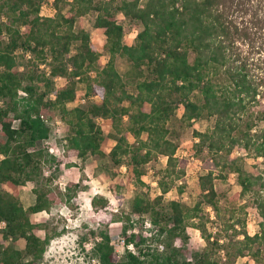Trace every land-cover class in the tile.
<instances>
[{
  "label": "trees",
  "instance_id": "obj_1",
  "mask_svg": "<svg viewBox=\"0 0 264 264\" xmlns=\"http://www.w3.org/2000/svg\"><path fill=\"white\" fill-rule=\"evenodd\" d=\"M41 3L0 0V130L5 135L0 138V184L8 187L0 190V231L4 238L22 243L0 244V264H39L50 238L62 230L50 229L32 214L49 211L59 200L70 203L81 188L79 180H67L60 189L54 177L62 163L75 165L90 154L109 156V188L116 197L128 182L144 184L148 161L166 157L157 169L160 192H136L123 216L122 257L107 228L122 214L105 213L106 225L80 237L83 247L92 239L89 254L99 264H231L245 255L259 262L264 251V172L248 170L244 155H232V150L238 146L246 154L264 156V104L258 106L256 97L264 74L254 75L255 67H264V0H70L66 10V0H54L51 15L40 13ZM90 11L95 12L93 25L105 34L102 49L85 28L75 25L77 17ZM118 12L141 24L132 43L123 41ZM19 47L29 53L22 69L17 63ZM102 50L108 54L103 64ZM118 54L130 62L125 76L116 65ZM45 60L49 72L38 66ZM55 76H62L59 86L54 85ZM78 81L84 83L86 96L97 99L69 106ZM178 104L187 124L214 115L212 126L193 130L194 154L205 171L198 176L199 192L192 205L178 198L163 200L184 177L187 163L175 154L178 143L168 125ZM55 112L66 125L59 156L47 153L44 146ZM99 116L114 129L115 142L107 153ZM46 168L49 173H44ZM230 172L236 173L240 195L254 194L259 230L252 234L244 220L237 228L238 219L232 220L234 210L229 208L221 228L232 234L219 235L204 211L210 205L219 215L214 179H225ZM27 181L37 183L32 186L33 202L24 206L18 187ZM184 185L182 181L177 189L182 191ZM107 202L100 193L91 197L96 210ZM131 213L138 214L137 232H126L134 224ZM145 214L151 222L148 229L142 227ZM192 228L199 229L205 244L189 259L182 253ZM152 240L162 241L163 247ZM220 249L223 260L217 255Z\"/></svg>",
  "mask_w": 264,
  "mask_h": 264
},
{
  "label": "rangeland",
  "instance_id": "obj_2",
  "mask_svg": "<svg viewBox=\"0 0 264 264\" xmlns=\"http://www.w3.org/2000/svg\"><path fill=\"white\" fill-rule=\"evenodd\" d=\"M66 1L67 4L64 5V10L68 8V2L70 0ZM54 11V0H42L40 13L43 15L50 13L53 14ZM94 16L95 12H87L84 15L77 17L75 25L76 27L85 28L89 32L91 41L94 45L102 49L105 34L102 28L93 25ZM116 19L122 23L124 28L123 41L125 43L134 42L136 33L141 28L140 22L125 16L121 12L116 14ZM72 51H74V49H72ZM16 53L18 67L19 69H22L29 53L28 51L25 53L21 47L16 50ZM107 57L108 54L102 50L100 62H105ZM47 60H50L49 55ZM47 60L39 62L38 66L40 68H45L46 65H48L46 62ZM42 63L44 65H42ZM116 65L119 72L125 76V71L129 68L130 62L125 56L118 54L116 56ZM260 74H264V67H255L254 75L256 77L259 75L260 77ZM61 82L62 76H56V79H54V85L59 86ZM259 88V93L256 96L260 101L258 106L262 103L264 104V85ZM51 95L53 94L51 93ZM95 99H97L96 96H86L84 92V83L78 81L76 85V97L73 101L69 102L68 105H86ZM181 112L182 106L181 104H178L174 110V114L168 122V125L170 126L172 137L178 143L175 154L187 159L185 174L183 178L176 181L175 186L170 188L168 192L164 194L163 200L167 201L171 198H178L182 202L192 205L199 192L198 176L205 171L202 166L201 158L194 154L193 142L197 140V137L194 136L193 130H204L207 126H212L214 123V115L194 119L187 124L181 120ZM17 123L18 121L14 120V124ZM48 123L50 125V131L48 137L44 141V146L46 147L47 153L59 156L63 151V143L65 142V122L60 117V114L55 112L54 117L50 119ZM101 125L105 133L102 148L105 151H108V149L114 144L113 142H115L113 137L114 129L105 120L101 122ZM262 125L263 123L261 122L253 126L252 130L254 131ZM143 135L145 136V133H143ZM0 138H5V135L1 130ZM129 139L133 140V137L129 135ZM49 147L53 148L52 152L49 150ZM204 154L205 153L203 152V155ZM237 154L244 155V165L248 170L255 173L259 171L264 172V156H257L253 151L246 154L244 149L234 146L232 155ZM73 159L76 158L73 157ZM77 161L78 162L75 165L70 166L62 163L53 180L60 189L62 183L67 180H79L81 188H79L76 194L72 197L70 203L59 200L51 206L49 211L41 210L32 214L35 221H44L48 224L50 229L62 230L59 234H55L50 238L39 264H99L98 261L89 254L88 248L92 244V239H89L88 242H86L85 247H83L80 242V237L88 233L89 229H96L106 225V222L103 221V219L105 218V213L109 211H114L120 215L122 214L120 220H115L107 224V228L111 235V243L113 244L114 249L119 253V257H122L125 245L120 242V239L123 236V222H126V219L123 216L130 211V203L136 192L144 190L151 192L152 195L160 192L157 184V169L162 168L165 165L166 157L164 155H159L157 158L148 161L145 164V172L142 175L144 184L128 182L127 185L120 190V197H116L109 188V166H111V160L107 154L104 156L89 155L84 161ZM124 171L125 167L121 166L120 172L123 173ZM44 173H49V170L46 168ZM182 181L185 185L183 190L179 191L177 185ZM36 183L37 182L35 181H27L19 186V197L24 206H27L33 201L34 193L32 191V186ZM214 184L219 198V215L216 214V211L210 205H207L204 208L206 215L209 216V224L212 230L218 232L219 235L232 234L230 233V229L224 230L221 228L222 220L228 217V209L232 208L234 210L232 220L238 219L236 224L237 228L241 227L240 223L244 220L245 228L248 233L252 234L255 231H258V215L253 198L254 194L252 191L244 193L243 195L239 194L241 186L238 182L236 173L230 172L225 179L216 177L214 179ZM6 188H8L6 185L0 184V190ZM94 193H100L101 195H106V197H108V202L105 207H100L98 210L92 207L89 198ZM242 205L244 206L242 207ZM131 218L134 219V224L127 227L126 232H137L140 228L136 221L138 220V214L131 213ZM145 218H149L147 214L144 215L143 219ZM142 225L144 228V223H142ZM133 228L135 230H133ZM144 229L148 228L145 227ZM43 231L44 229H39L40 233H43ZM145 231L148 233V230ZM190 233L191 234L184 245V251L182 253L183 257L185 256L189 259H191L193 254L200 250L205 244V240L202 238L198 228L190 229ZM241 236L242 234H240V237ZM7 243H13L17 247L22 245L21 241L18 239L12 241L11 238H4L0 231V244L4 245ZM152 243L154 245H159V243L163 244L162 241L158 240H152ZM217 255L219 259H224L222 249L217 251ZM220 263L221 262L219 261L218 264ZM231 264H264V251L259 262H256L249 256L245 255L238 256Z\"/></svg>",
  "mask_w": 264,
  "mask_h": 264
},
{
  "label": "built area",
  "instance_id": "obj_3",
  "mask_svg": "<svg viewBox=\"0 0 264 264\" xmlns=\"http://www.w3.org/2000/svg\"><path fill=\"white\" fill-rule=\"evenodd\" d=\"M42 65H44V64L42 63ZM45 69L47 70V72H49L48 71L49 70V65H46ZM91 73H94V70H91ZM100 120H101V116L97 117V121H100ZM49 150L52 152L53 151V148L52 147H49ZM143 223H144V226L145 227H149L151 225V222H150V219L149 218H145L144 221H143ZM3 226H4V221H1L0 222V227H3ZM133 230H135V229L133 228ZM120 242L122 244L124 243V236L121 237ZM124 245H125V243H124ZM158 246L160 248H162L163 247V244L162 243H159ZM127 247L133 249L132 243H128L127 244Z\"/></svg>",
  "mask_w": 264,
  "mask_h": 264
},
{
  "label": "crops",
  "instance_id": "obj_4",
  "mask_svg": "<svg viewBox=\"0 0 264 264\" xmlns=\"http://www.w3.org/2000/svg\"><path fill=\"white\" fill-rule=\"evenodd\" d=\"M50 14H51V13H50ZM104 41H105V40H104ZM103 43H104V42H103ZM99 63H101V62H100V59H99ZM103 63H104V62H103ZM103 63H101V64H103ZM90 73H91V70H90ZM94 74H95V70H94V73H91V75H94ZM55 79H56V76H55ZM95 100H96V99H95ZM104 120L108 122V120H107V119H104L103 117H101V120L98 121V122L101 124V122H103ZM108 123H109V122H108ZM129 140H130V139H129ZM113 143H114V142H113ZM110 148H111V147H110ZM110 148H109V149H110ZM102 149H103V148H102ZM109 149H108V151H109ZM103 150H104V149H103ZM104 151H105V150H104ZM108 151H105V152H108ZM90 155H91V154H90ZM88 156H89V155H88ZM88 156H87V157H88ZM72 158H73V157H72ZM123 167H124V166H123ZM70 180H73V179H70ZM75 180H76V179H75ZM65 183H66V182H63V183H62V185H61V189H64V188H65ZM18 190H19V187H18ZM92 195H93V194H92ZM92 195H91L90 198H89V202H90V203H91V197H92ZM103 196L106 197V195H103ZM107 198H108V197H107ZM33 200H34V199H33ZM32 202H33V201H32ZM32 202H31V203H32ZM28 205H29V204H28ZM40 211H41V210H40ZM44 211H45V209H44ZM37 212H38V211H37ZM34 213H36V212H34Z\"/></svg>",
  "mask_w": 264,
  "mask_h": 264
}]
</instances>
